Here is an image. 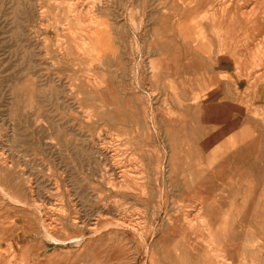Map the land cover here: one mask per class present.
<instances>
[{"label":"rangeland","instance_id":"374dc122","mask_svg":"<svg viewBox=\"0 0 264 264\" xmlns=\"http://www.w3.org/2000/svg\"><path fill=\"white\" fill-rule=\"evenodd\" d=\"M180 9L0 0V264H223L262 242L264 29L208 56ZM230 219L245 244L222 243Z\"/></svg>","mask_w":264,"mask_h":264},{"label":"bare ground","instance_id":"6f19581e","mask_svg":"<svg viewBox=\"0 0 264 264\" xmlns=\"http://www.w3.org/2000/svg\"><path fill=\"white\" fill-rule=\"evenodd\" d=\"M147 2V0H146ZM159 2L168 4L171 2L173 4H177L182 7L183 10H179L175 21L173 22L175 28V34L181 36V40L188 41L190 37L194 36V40L196 41L195 49L201 53H205L210 56L214 53V49L216 47V40L222 39H233L236 38L235 35L241 32L244 29V33L249 34L252 28V24H260L259 29H264V0H159ZM43 4V3H42ZM149 5V4H148ZM156 5V4H155ZM147 6V5H146ZM151 6V5H150ZM157 7V5H156ZM45 8V7H44ZM161 8V7H160ZM152 9V8H151ZM159 9V8H158ZM43 11V10H42ZM152 11V10H151ZM157 9H154V12ZM166 12V11H165ZM157 13V12H156ZM163 13V12H162ZM80 14V13H79ZM150 14V13H149ZM153 15V14H152ZM80 16V15H79ZM151 16V14H150ZM68 17V16H67ZM150 18V17H149ZM156 18V17H155ZM73 20V19H72ZM151 20V19H150ZM157 20V19H156ZM62 21V19H61ZM154 21V20H152ZM157 21H155L156 23ZM255 25H253L255 27ZM117 26V25H116ZM257 28V27H255ZM117 29V28H116ZM257 31V30H256ZM253 36V35H252ZM260 37V36H259ZM258 37V38H259ZM251 38V37H250ZM226 39V40H227ZM253 39V38H252ZM256 41L259 39H255ZM230 41V40H228ZM234 41V40H231ZM258 42V41H257ZM262 42V41H261ZM236 43V42H235ZM259 43L255 44V49H259ZM162 45V44H161ZM220 45V44H219ZM218 45V46H219ZM262 45V44H261ZM87 46V45H86ZM149 46V45H148ZM157 46V45H155ZM151 47V46H150ZM224 47H226L224 45ZM231 47V46H230ZM228 49V48H227ZM254 49V48H253ZM221 51V50H220ZM219 51V53H220ZM225 51V50H224ZM254 51V50H253ZM217 54V53H216ZM221 54V53H220ZM219 54V55H220ZM255 54V53H253ZM39 55V54H38ZM37 56V55H36ZM222 56V55H220ZM234 56V55H233ZM216 57H218L216 55ZM229 57V56H228ZM263 57V56H262ZM119 58V57H118ZM117 58V59H118ZM230 58V57H229ZM257 58V55H256ZM255 58V59H256ZM114 59V56H113ZM112 59V60H113ZM209 59V58H208ZM111 60V61H112ZM254 60V59H253ZM260 60V58H259ZM237 60H235L236 62ZM114 62V61H112ZM228 62V63H227ZM263 62V61H261ZM108 63V62H107ZM196 63V62H195ZM221 65L229 64V60H223L220 62ZM260 63V61H259ZM41 64V63H40ZM217 65V63H216ZM236 66V65H235ZM239 66V65H238ZM237 67V66H236ZM201 68V69H200ZM198 74L197 79L201 82H204L206 86L209 83L213 82L216 79V76H219L215 73L216 67L215 63L211 70L210 68H202ZM244 69V68H243ZM237 70V69H236ZM242 70V68H241ZM217 71V70H216ZM232 71V70H231ZM250 76V75H249ZM252 76V75H251ZM219 78V77H218ZM23 80V79H22ZM224 82L223 78L220 76V81L218 84ZM28 83V82H27ZM77 85V84H76ZM86 85V84H85ZM44 86V85H43ZM60 88V87H59ZM209 89V87H207ZM20 89V88H19ZM39 90V89H38ZM63 90V89H62ZM37 91V90H35ZM34 91V92H35ZM65 91V90H64ZM33 92V93H34ZM39 92V91H38ZM258 93V92H257ZM147 94V93H146ZM8 95V94H7ZM10 95V94H9ZM111 95V94H110ZM24 96V95H23ZM259 98L264 97L259 94L257 96ZM30 97H28L29 100ZM264 100V98H263ZM30 101V100H29ZM28 102V101H25ZM55 102V101H53ZM106 102V101H105ZM22 103V102H21ZM29 103V102H28ZM213 103V102H212ZM106 104V103H105ZM39 105V104H38ZM215 107V106H214ZM259 107V106H258ZM262 109V107H260ZM216 109V108H215ZM260 109V110H261ZM104 110V109H103ZM263 111V110H262ZM99 113V112H98ZM227 118V117H226ZM94 121V120H93ZM53 124V123H52ZM36 129V128H35ZM15 136V135H14ZM59 137V136H57ZM56 138V137H55ZM83 138V137H82ZM64 138H61V140ZM77 139V138H76ZM71 140V139H70ZM232 140V139H231ZM67 142V141H66ZM59 143V142H58ZM232 143V141H231ZM252 145V144H251ZM75 149V148H74ZM99 149V148H98ZM7 150V149H6ZM49 150V149H48ZM2 152V151H1ZM6 152V151H5ZM106 153V152H105ZM93 154V153H92ZM96 154V153H94ZM17 156V155H16ZM35 157V156H34ZM86 157V156H85ZM82 159V158H81ZM87 162V161H86ZM114 164V163H112ZM10 165V164H8ZM10 167V166H9ZM96 167V166H95ZM26 168V167H25ZM94 168V167H93ZM99 169V168H98ZM113 170V169H112ZM122 170V169H121ZM3 171V170H2ZM115 171V170H113ZM98 172V171H97ZM128 172V171H127ZM119 173V172H118ZM121 173V172H120ZM125 175V174H124ZM121 176V175H120ZM136 177V176H135ZM120 178V177H118ZM123 179V178H122ZM170 179V178H169ZM121 181V180H120ZM123 181V180H122ZM97 182V181H96ZM17 183V182H16ZM14 184V183H13ZM128 184V183H127ZM77 185V184H76ZM129 185V184H128ZM12 186V185H11ZM36 186V185H35ZM177 186V185H176ZM129 187V186H128ZM18 189V187H16ZM24 188V187H23ZM16 189V190H17ZM95 189V188H94ZM115 189V188H114ZM117 189V188H116ZM123 189V188H122ZM122 193L124 194V190ZM125 189V188H124ZM130 189V188H129ZM23 189H21L22 191ZM119 190V189H118ZM6 191V190H5ZM12 190L7 189L8 198L12 197V200L17 202L20 200L15 194L11 192ZM18 191V190H17ZM153 191V190H152ZM5 193L4 191H2ZM20 192V190H19ZM85 192V191H84ZM126 192V191H125ZM22 193V192H20ZM120 193V192H119ZM90 194V193H89ZM6 195V194H5ZM82 195V194H81ZM85 196V195H84ZM86 198V196H85ZM36 199V198H35ZM37 200V199H36ZM21 201V200H20ZM19 201V202H20ZM81 204V202H80ZM263 205V206H262ZM261 218L264 219V204H261ZM79 207V206H78ZM65 212V211H64ZM89 214V213H88ZM191 216V215H190ZM97 218V217H96ZM113 218V217H112ZM120 218V217H119ZM85 219V218H84ZM128 221V220H127ZM45 222V221H44ZM123 221L121 220V223ZM261 222V234H262V242L260 243H248L243 247L238 261H223V264H264V220ZM127 223V222H126ZM119 224V222H118ZM128 224V223H127ZM134 224V223H133ZM138 224V223H137ZM53 225V224H52ZM206 225V224H205ZM130 227V225H129ZM134 227V226H133ZM49 229V228H48ZM134 230V229H133ZM142 230V229H141ZM135 231V230H134ZM143 231V230H142ZM146 231V230H145ZM50 232V231H49ZM140 232V231H139ZM138 232V233H139ZM47 233V232H46ZM143 233V232H142ZM140 234V233H139ZM145 234V233H143ZM47 236V235H46ZM81 237V236H80ZM204 238V235L201 236ZM60 239V238H59ZM52 240V238H51ZM56 240V239H55ZM62 240V239H60ZM54 241V240H53ZM78 241V240H77ZM81 241V240H80ZM11 244V243H10ZM222 244V243H221ZM245 244V243H244ZM4 245V244H3ZM12 245V244H11ZM94 246V245H93ZM223 246V245H222ZM1 247V246H0ZM15 247V246H14ZM148 251V249H147ZM16 252V249H15ZM214 252V251H213ZM220 253V252H219ZM226 256V255H225ZM229 256V255H228ZM220 259V258H219ZM202 260V259H201ZM200 260V261H201ZM206 262V261H205ZM196 263V262H195ZM144 264V263H143Z\"/></svg>","mask_w":264,"mask_h":264},{"label":"crops","instance_id":"0c3cea01","mask_svg":"<svg viewBox=\"0 0 264 264\" xmlns=\"http://www.w3.org/2000/svg\"><path fill=\"white\" fill-rule=\"evenodd\" d=\"M260 101L264 103L263 98ZM231 172H232V175L230 176V178L233 177V171H231ZM239 176L243 177V175H241V174ZM239 176L236 175V178H238ZM240 180H241V178L239 179V182H240ZM233 196L234 195L231 192H230L229 196L226 195L227 201H228V199L231 201ZM229 205H231V203H229ZM228 215L230 217H232V214L229 213ZM228 215H227V217H228ZM227 220H225V222ZM238 228H239V226L235 222H232V219H230V221H227V223H225V226H224L222 243H229L230 245H231V243H246V239H247V234H245L246 231H242L241 229L238 230Z\"/></svg>","mask_w":264,"mask_h":264}]
</instances>
